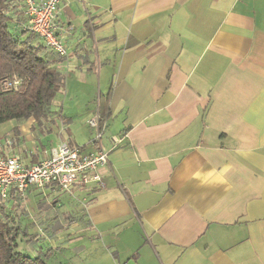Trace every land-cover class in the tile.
<instances>
[{
	"label": "crops",
	"instance_id": "0c3cea01",
	"mask_svg": "<svg viewBox=\"0 0 264 264\" xmlns=\"http://www.w3.org/2000/svg\"><path fill=\"white\" fill-rule=\"evenodd\" d=\"M55 27L59 115L14 128L0 153L94 154L100 109L103 187H30L17 209L57 222L52 239L90 235L95 264H264V0H61Z\"/></svg>",
	"mask_w": 264,
	"mask_h": 264
},
{
	"label": "trees",
	"instance_id": "16d2710c",
	"mask_svg": "<svg viewBox=\"0 0 264 264\" xmlns=\"http://www.w3.org/2000/svg\"><path fill=\"white\" fill-rule=\"evenodd\" d=\"M11 1L0 0V125L30 119L38 127L51 124L59 115L53 101L63 89L64 74L58 61L48 56L53 52L15 22ZM98 112L105 125L106 115ZM9 195L0 198V264H46V256L32 258L17 250L22 230L15 216L22 199L15 192Z\"/></svg>",
	"mask_w": 264,
	"mask_h": 264
},
{
	"label": "built area",
	"instance_id": "2783aa9c",
	"mask_svg": "<svg viewBox=\"0 0 264 264\" xmlns=\"http://www.w3.org/2000/svg\"><path fill=\"white\" fill-rule=\"evenodd\" d=\"M61 0H22L25 27L33 33L50 51L57 56H67L65 42L56 34V15ZM94 130L93 142L97 145L94 154L83 155L81 148L61 143L54 146L49 154L30 165L15 155L0 153V198L6 199L13 190L23 198L30 187L39 191L53 186L69 192L75 185L85 186L97 182L102 187L97 169L108 163L109 151L101 146L105 125L99 113L88 121Z\"/></svg>",
	"mask_w": 264,
	"mask_h": 264
},
{
	"label": "rangeland",
	"instance_id": "374dc122",
	"mask_svg": "<svg viewBox=\"0 0 264 264\" xmlns=\"http://www.w3.org/2000/svg\"><path fill=\"white\" fill-rule=\"evenodd\" d=\"M62 102V97L58 94L54 98L53 104H60ZM27 122H17L15 120L9 121L0 127V147L9 145L11 138L14 136L11 132L14 128H21V126ZM35 130H38V125H34ZM30 144L27 143V149ZM8 154V153H7ZM18 156L22 161H25V156L21 150H16V153L13 154ZM64 195V194H63ZM64 200L70 198L65 197ZM43 198L40 199V204L43 203ZM74 204V208L80 211L79 204L75 201H69ZM23 206L18 209L19 217L15 219L21 227V232L17 238L18 248L17 250L32 257L46 256L47 264H95L91 262L94 255L91 254V248H96L98 246L95 242H92L90 239H87L90 235H77L73 236L71 230H64L63 236L56 235V238H53L54 228L57 226V222H51L50 224L42 223L43 218H35L26 213ZM45 225V226H44ZM41 227L44 228V232ZM62 237V239L60 238ZM82 245L84 248H87V251L83 255L77 254L75 249L76 246Z\"/></svg>",
	"mask_w": 264,
	"mask_h": 264
}]
</instances>
